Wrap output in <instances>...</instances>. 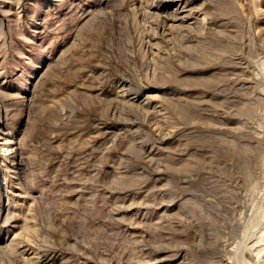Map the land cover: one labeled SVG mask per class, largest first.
Here are the masks:
<instances>
[{
	"label": "rangeland",
	"instance_id": "374dc122",
	"mask_svg": "<svg viewBox=\"0 0 264 264\" xmlns=\"http://www.w3.org/2000/svg\"><path fill=\"white\" fill-rule=\"evenodd\" d=\"M0 264H264V0H0Z\"/></svg>",
	"mask_w": 264,
	"mask_h": 264
},
{
	"label": "bare ground",
	"instance_id": "6f19581e",
	"mask_svg": "<svg viewBox=\"0 0 264 264\" xmlns=\"http://www.w3.org/2000/svg\"><path fill=\"white\" fill-rule=\"evenodd\" d=\"M9 162H13V161H9ZM9 162H8V163H9Z\"/></svg>",
	"mask_w": 264,
	"mask_h": 264
}]
</instances>
